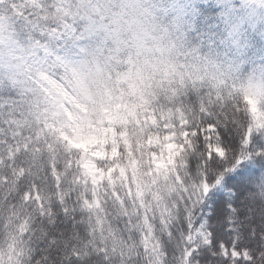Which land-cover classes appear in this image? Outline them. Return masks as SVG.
Returning <instances> with one entry per match:
<instances>
[{
    "label": "snow or ice",
    "instance_id": "6c2138e0",
    "mask_svg": "<svg viewBox=\"0 0 264 264\" xmlns=\"http://www.w3.org/2000/svg\"><path fill=\"white\" fill-rule=\"evenodd\" d=\"M0 264H264V0H0Z\"/></svg>",
    "mask_w": 264,
    "mask_h": 264
}]
</instances>
